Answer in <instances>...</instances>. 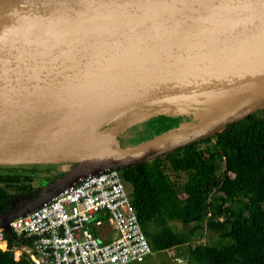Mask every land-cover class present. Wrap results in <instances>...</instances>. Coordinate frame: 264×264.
<instances>
[{"label":"water","instance_id":"1","mask_svg":"<svg viewBox=\"0 0 264 264\" xmlns=\"http://www.w3.org/2000/svg\"><path fill=\"white\" fill-rule=\"evenodd\" d=\"M262 109L264 0H0V166L65 172L14 199L0 228ZM152 118L179 124L121 144Z\"/></svg>","mask_w":264,"mask_h":264},{"label":"trees","instance_id":"2","mask_svg":"<svg viewBox=\"0 0 264 264\" xmlns=\"http://www.w3.org/2000/svg\"><path fill=\"white\" fill-rule=\"evenodd\" d=\"M178 124L153 118L148 132L142 136L131 128L122 136L131 142L122 145L138 144ZM3 168L12 171L3 174ZM15 168L21 166H0L2 185L13 183L27 192L23 182L42 177L40 171L23 174ZM121 174L153 252L184 246L189 264H264V116L258 112L216 136L121 169ZM182 175L187 180L180 194L174 179ZM2 185L0 203L6 211L10 197ZM178 224L189 228L178 230ZM204 228L218 234L217 241L194 244ZM0 264L31 263L0 250Z\"/></svg>","mask_w":264,"mask_h":264},{"label":"built area","instance_id":"3","mask_svg":"<svg viewBox=\"0 0 264 264\" xmlns=\"http://www.w3.org/2000/svg\"><path fill=\"white\" fill-rule=\"evenodd\" d=\"M99 213L117 233L110 241L87 228ZM0 228V250L31 264H139L154 252L121 170L87 175L26 216Z\"/></svg>","mask_w":264,"mask_h":264},{"label":"rangeland","instance_id":"4","mask_svg":"<svg viewBox=\"0 0 264 264\" xmlns=\"http://www.w3.org/2000/svg\"><path fill=\"white\" fill-rule=\"evenodd\" d=\"M258 113H259L260 116H264V109L259 110ZM150 120H148V121H150ZM148 121L142 123V126L140 127V129H138V130H140L139 132L142 133V136L146 132L149 131L150 125H147ZM121 138L122 137L119 136V140H121V144H125V143L128 144V142L129 143L131 142V141H128L127 139H123V138L121 139ZM60 165H46V166L50 167L51 170H54L56 172V173H53V172L50 171V173H52V179H53V175L60 176V175L65 174V172H63L62 170L58 169V166H60ZM222 174L226 175L224 168L222 170ZM229 175H231V174H229ZM49 179H51V178H49ZM186 180H187V176L186 175H182L180 178L174 179L176 187L179 189L180 194L183 193V186H184V183H185ZM50 181L51 180H49V182ZM188 228L189 227H186V226H184L182 224H178V230H185V229H188ZM201 233H202L201 236L196 239L197 242H194V244H204V243L212 244L213 242H216L217 239H218V234L213 233L212 231H210V230H208L206 228L202 229ZM115 234L117 235L116 232H115ZM187 258L188 257L186 255V247L182 246V247H178V248L173 249V250L154 252L151 256L148 257L147 264H183V263L179 262V259L187 260Z\"/></svg>","mask_w":264,"mask_h":264},{"label":"flooded vegetation","instance_id":"5","mask_svg":"<svg viewBox=\"0 0 264 264\" xmlns=\"http://www.w3.org/2000/svg\"><path fill=\"white\" fill-rule=\"evenodd\" d=\"M141 126L142 125H140V127ZM140 127H138V128L135 127L133 129H131L132 133L134 131H140V130H138V129H140ZM21 168H15V169L21 171L23 174H28V172H32V170H35L34 172H37L39 174V171H40L39 175L42 176L41 179H47L48 178L47 179L48 181L41 182V179L37 178V179L32 180L30 182H26V181L23 182V184L28 188L27 192H25L24 189L22 187H20V185L14 186L13 183H11V185L7 186V185H2L0 183V185L4 186L5 189L7 190V195H9V197H10V199H9V205L10 206H11L12 202L14 201V199L19 198V197L37 195L46 185L52 183L54 181V179L56 180L57 178L62 176V175H60V176L53 175V179H52V173H50V171L53 173H56V172L54 170H51V168L46 166V165H38L37 169H34L33 166H25V165L21 166ZM58 169L62 170V165L58 166ZM11 171L8 168L2 169L3 174H5V173L7 174ZM29 174H32V173H29ZM49 178H51V179H49ZM49 180H51V181L49 182ZM4 207H6V206H4L0 203V212L5 211Z\"/></svg>","mask_w":264,"mask_h":264},{"label":"crops","instance_id":"6","mask_svg":"<svg viewBox=\"0 0 264 264\" xmlns=\"http://www.w3.org/2000/svg\"><path fill=\"white\" fill-rule=\"evenodd\" d=\"M95 221L101 222V226H96L95 222H91L87 225V228L93 230L97 236L105 239L106 241H110L116 237L114 227L108 219L107 215H105L104 213H99L95 217ZM147 262L148 258L141 264H147Z\"/></svg>","mask_w":264,"mask_h":264}]
</instances>
